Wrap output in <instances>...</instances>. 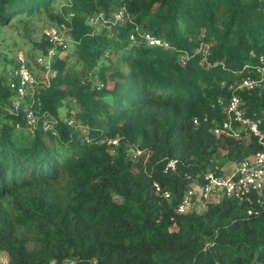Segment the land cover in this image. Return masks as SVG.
I'll return each instance as SVG.
<instances>
[{
  "label": "trees",
  "instance_id": "1",
  "mask_svg": "<svg viewBox=\"0 0 264 264\" xmlns=\"http://www.w3.org/2000/svg\"><path fill=\"white\" fill-rule=\"evenodd\" d=\"M121 6L127 16L115 21ZM60 8L75 12L72 50L60 49L51 85L39 83L18 110L9 82L18 58L0 51L4 264H264L263 206L224 195L177 210L192 180L261 146L253 134L211 127L226 118L233 86L256 74L264 0H0V27L43 14L57 24ZM100 11L102 27L90 19ZM145 30L171 47L147 44ZM32 41L34 61L50 41L43 31ZM236 92L264 130V83ZM134 144L142 155L130 152Z\"/></svg>",
  "mask_w": 264,
  "mask_h": 264
},
{
  "label": "built area",
  "instance_id": "2",
  "mask_svg": "<svg viewBox=\"0 0 264 264\" xmlns=\"http://www.w3.org/2000/svg\"><path fill=\"white\" fill-rule=\"evenodd\" d=\"M64 19L57 24L47 25L43 32L50 41L46 51L39 52L34 61L28 57L24 51L17 53L18 65L10 71V85L16 91L10 109L18 110L22 100L26 95L33 94L39 83L47 86L51 85L53 78L57 75V69L53 66V61L61 48H68L69 43L73 41L72 25L70 24L73 10L64 12ZM112 19L124 21L126 7L121 6L111 15ZM93 23L99 24L106 22L108 18L104 12L92 14L90 17ZM138 29V27H137ZM143 40L149 45H162L165 48L171 47V43L164 37L151 31H139ZM130 37L135 39L136 34L132 32ZM255 54V53H254ZM259 61L256 64V74H248L233 86V92L229 101L225 105L227 113L222 122H216L211 130L217 135L225 134L235 138L243 139L253 134L261 143L260 148L241 161L231 162L207 169L202 178L192 180L185 190L181 201L177 206L179 212H186L189 208L195 209V206L206 205L208 201H217L224 195L234 196L241 201H254L264 207V130L260 127V120L246 115L242 104L241 96L236 92L238 88H254L264 83V52L258 55ZM187 55H181V61L186 62ZM40 66V67H39ZM104 85L99 82L98 87ZM223 103L224 99H220ZM27 121L34 125L37 121L36 114L27 110ZM198 121V120H197ZM45 128H51L52 124L48 118L44 121ZM87 125L83 129L87 130ZM109 143H118L119 138H109ZM130 152L135 156L144 153V148L138 144L131 145ZM177 159L172 158L166 162V168H175ZM157 189H160L159 182L154 183ZM166 196L171 195L170 190H165ZM203 208V207H202Z\"/></svg>",
  "mask_w": 264,
  "mask_h": 264
},
{
  "label": "rangeland",
  "instance_id": "3",
  "mask_svg": "<svg viewBox=\"0 0 264 264\" xmlns=\"http://www.w3.org/2000/svg\"><path fill=\"white\" fill-rule=\"evenodd\" d=\"M51 22L49 17L46 14H43L42 16L35 17L31 19L30 23L28 25L25 23L24 19H14L12 23H10L7 26L0 27V51L3 52V54H6L7 58H13L15 59L17 53L19 51H24L27 55H29L31 58L33 56V41L32 38L40 39L42 35L43 29ZM105 22H101L98 24V27L104 26ZM73 47V41L69 43V51L72 50ZM36 54L39 52L38 50H35ZM112 58H116L115 56L111 55ZM9 68L11 67V62L8 64ZM11 67L10 69H13ZM9 69V72L11 71ZM75 110V109H74ZM64 115V113H63ZM224 164L231 163L230 160H225L222 162ZM204 205H197L195 206L196 210H201ZM192 208H189L188 211H192ZM7 260L6 253L3 252L0 254V261L1 264H4Z\"/></svg>",
  "mask_w": 264,
  "mask_h": 264
}]
</instances>
